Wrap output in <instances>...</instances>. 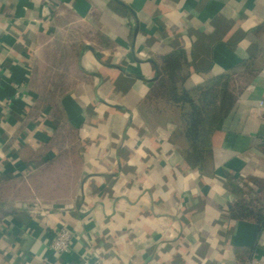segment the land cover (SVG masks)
<instances>
[{"label":"crops","instance_id":"crops-1","mask_svg":"<svg viewBox=\"0 0 264 264\" xmlns=\"http://www.w3.org/2000/svg\"><path fill=\"white\" fill-rule=\"evenodd\" d=\"M178 53L188 89L234 78L204 171L148 110ZM0 68V264H264V230L230 216L264 209V0H0Z\"/></svg>","mask_w":264,"mask_h":264},{"label":"trees","instance_id":"trees-1","mask_svg":"<svg viewBox=\"0 0 264 264\" xmlns=\"http://www.w3.org/2000/svg\"><path fill=\"white\" fill-rule=\"evenodd\" d=\"M181 60L179 53L167 58L149 100L152 102L159 97L162 102L180 110L177 137L185 144L184 157L192 166L204 171L213 161V137L237 103L234 78L231 74H222L188 89L183 85L186 78L180 75ZM244 66L246 72L256 73L250 63L246 62ZM14 214L4 210L2 219ZM230 216L234 220H253L260 226V231L264 230V209L253 200L238 201L231 208Z\"/></svg>","mask_w":264,"mask_h":264},{"label":"built area","instance_id":"built-area-1","mask_svg":"<svg viewBox=\"0 0 264 264\" xmlns=\"http://www.w3.org/2000/svg\"><path fill=\"white\" fill-rule=\"evenodd\" d=\"M0 72H1V68H0ZM19 97H20V93L17 92L16 98ZM75 239H76V235L68 228L63 227L56 232L49 247L57 255L68 254L73 249V244ZM85 264H102V263L99 260H95V261L88 260L86 261ZM255 264H263V263L257 262Z\"/></svg>","mask_w":264,"mask_h":264},{"label":"rangeland","instance_id":"rangeland-1","mask_svg":"<svg viewBox=\"0 0 264 264\" xmlns=\"http://www.w3.org/2000/svg\"><path fill=\"white\" fill-rule=\"evenodd\" d=\"M157 98L158 99L155 98V100L150 102L149 109H148L150 112L157 110L158 112L159 111L166 112L168 114H173L174 116H176L179 119L181 118V113H180V110L178 108L171 107L168 104L159 100V97H157ZM11 192H14V191L9 187H7L6 189H4V188L1 189V192H0V219H2L3 214H4V204L2 203L1 200H4V198H5L4 194L9 195ZM1 195H4V197H1Z\"/></svg>","mask_w":264,"mask_h":264}]
</instances>
